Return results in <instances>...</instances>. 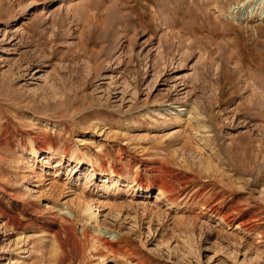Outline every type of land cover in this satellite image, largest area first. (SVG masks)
Instances as JSON below:
<instances>
[{
  "label": "rangeland",
  "instance_id": "1",
  "mask_svg": "<svg viewBox=\"0 0 264 264\" xmlns=\"http://www.w3.org/2000/svg\"><path fill=\"white\" fill-rule=\"evenodd\" d=\"M0 264H264V0H0Z\"/></svg>",
  "mask_w": 264,
  "mask_h": 264
},
{
  "label": "bare ground",
  "instance_id": "2",
  "mask_svg": "<svg viewBox=\"0 0 264 264\" xmlns=\"http://www.w3.org/2000/svg\"><path fill=\"white\" fill-rule=\"evenodd\" d=\"M33 153L34 154H37V151L34 149L33 150ZM93 208H92V206H90V205H87L86 206V212H88V213H90L91 215H93V217L95 216L96 217V215L93 213V210H92Z\"/></svg>",
  "mask_w": 264,
  "mask_h": 264
}]
</instances>
